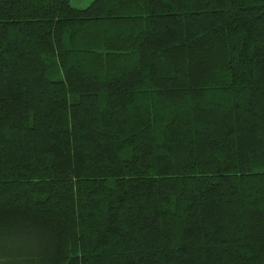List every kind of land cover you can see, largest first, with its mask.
I'll return each instance as SVG.
<instances>
[{"label":"trees","instance_id":"obj_1","mask_svg":"<svg viewBox=\"0 0 264 264\" xmlns=\"http://www.w3.org/2000/svg\"><path fill=\"white\" fill-rule=\"evenodd\" d=\"M0 264H264V0H0Z\"/></svg>","mask_w":264,"mask_h":264},{"label":"rangeland","instance_id":"obj_2","mask_svg":"<svg viewBox=\"0 0 264 264\" xmlns=\"http://www.w3.org/2000/svg\"><path fill=\"white\" fill-rule=\"evenodd\" d=\"M72 3H78V5H81L79 7H86L88 4H90L92 2V0H78V2H76V0H72Z\"/></svg>","mask_w":264,"mask_h":264},{"label":"crops","instance_id":"obj_3","mask_svg":"<svg viewBox=\"0 0 264 264\" xmlns=\"http://www.w3.org/2000/svg\"><path fill=\"white\" fill-rule=\"evenodd\" d=\"M71 2H73L72 0H71ZM76 2H78V0H76ZM75 6H77V7H79V6H81V5H78V3H73Z\"/></svg>","mask_w":264,"mask_h":264}]
</instances>
